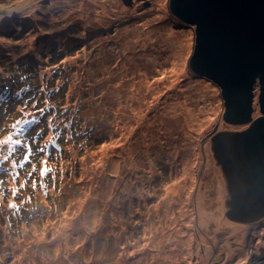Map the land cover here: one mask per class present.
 <instances>
[{
    "label": "rangeland",
    "instance_id": "obj_1",
    "mask_svg": "<svg viewBox=\"0 0 264 264\" xmlns=\"http://www.w3.org/2000/svg\"><path fill=\"white\" fill-rule=\"evenodd\" d=\"M125 1L0 0V264H249L264 247L263 225L249 247L226 218L224 101L189 68L195 29L169 0ZM190 96L193 123L165 115Z\"/></svg>",
    "mask_w": 264,
    "mask_h": 264
},
{
    "label": "water",
    "instance_id": "obj_2",
    "mask_svg": "<svg viewBox=\"0 0 264 264\" xmlns=\"http://www.w3.org/2000/svg\"><path fill=\"white\" fill-rule=\"evenodd\" d=\"M169 12L195 29L189 68L221 90L224 122L249 125L211 140L233 195L227 216L257 222L264 216V0H169ZM257 106L260 116L254 118ZM53 147L61 154L56 142ZM254 251L250 262L264 264V247Z\"/></svg>",
    "mask_w": 264,
    "mask_h": 264
},
{
    "label": "bare ground",
    "instance_id": "obj_3",
    "mask_svg": "<svg viewBox=\"0 0 264 264\" xmlns=\"http://www.w3.org/2000/svg\"><path fill=\"white\" fill-rule=\"evenodd\" d=\"M168 34H169V36L171 35V31L170 30H168ZM171 56V55H170ZM170 56H169V58L167 59L168 61L167 62H170L171 61V58H170ZM158 63H159V59H156V60H154V63L152 62V64H154V65H158ZM182 64H183V62H182ZM176 66H174V69H173V71L174 72H176V70L178 71V67H177V64H175ZM179 77H181V76H179L178 75V78ZM202 87V86H201ZM201 87L199 88V89H197V90H192V92H199L200 93V89H201ZM147 89H148V87H147ZM191 91H189V92H187L186 94H189ZM185 94V95H186ZM191 95V94H190ZM188 96V95H187ZM194 98H192V96H190L189 98H185L184 100H183V102L180 100V99H177L173 104H171L172 106H170V107H168V108H166V109H168L167 110V112H166V114L165 115H167V116H169V117H174V116H176V113H178V112H181L182 113V119H183V121H184V123H186V122H188V124H191V123H193V121L191 120V118H193V113H192V101H190L191 99H196L195 98V96H193ZM205 111H210V109H208V108H206V110ZM212 113V112H211ZM174 119V118H173ZM154 123H159V122H154ZM189 134V132H187L186 134H184V135H188ZM210 172V171H209ZM204 193V192H203ZM202 193V194H203ZM206 195V194H205ZM207 196V195H206ZM200 197V196H199ZM202 198H204V197H202ZM205 199V198H204ZM206 204V203H205ZM204 209V208H203ZM177 234H178V232H177ZM171 255H175V257H176V255H177V252L176 251H173L172 252V254ZM153 258H155V257H153ZM250 264H252L251 262H250Z\"/></svg>",
    "mask_w": 264,
    "mask_h": 264
},
{
    "label": "flooded vegetation",
    "instance_id": "obj_4",
    "mask_svg": "<svg viewBox=\"0 0 264 264\" xmlns=\"http://www.w3.org/2000/svg\"><path fill=\"white\" fill-rule=\"evenodd\" d=\"M259 109H258V106H257V108H256V110H255V113H254V118H257L256 117V112L258 111ZM258 113H259V111H258ZM223 115H224V113H223ZM259 116H260V114H259ZM222 119H223V117H222ZM223 122H224V120H223ZM224 124L226 125V130H228V131H245L248 127H249V125H247V126H237V125H230V124H227V123H225L224 122ZM218 129H219V127H218ZM218 131L219 130H217V129H215L213 132H212V137L216 134V133H218ZM220 132V131H219ZM211 137V138H212ZM210 138V139H211ZM211 141V148H212V140H210ZM212 150V152H213V157H214V159H215V161H216V163H217V165H219V168H221L220 170H221V172L223 173V175H224V178H225V181H226V183H227V192L229 193V196H230V198H231V200L228 202V209H229V211L233 208V206H232V204H230V202L232 201V199H233V195H232V192H231V190H230V188H229V182H228V178H227V176H226V171H225V169H224V167H223V165H222V163H220L218 160H217V158H216V156H215V151L213 150V148L211 149ZM228 211V212H229ZM226 218H228L230 221H232V222H237V221H235L234 219H232V218H230L229 216H227V214H226ZM237 223H240V221L239 222H237ZM241 224H243V225H245V226H247V230L248 231H252L251 233H250V235H249V237H251L252 236V234L253 233H255V234H257V232L256 231H253L254 230V228H253V226L255 225V224H259V226L261 227L262 225H264V216H262V218L261 219H259V221H250V222H245V223H241Z\"/></svg>",
    "mask_w": 264,
    "mask_h": 264
},
{
    "label": "clouds",
    "instance_id": "obj_5",
    "mask_svg": "<svg viewBox=\"0 0 264 264\" xmlns=\"http://www.w3.org/2000/svg\"><path fill=\"white\" fill-rule=\"evenodd\" d=\"M57 143V142H56ZM58 144V143H57ZM58 146H59V144H58ZM52 147H53V145H52ZM60 147V146H59ZM61 148V147H60ZM53 149L54 150H56L54 147H53ZM57 151V150H56ZM57 153H58V151H57ZM61 153H62V148H61ZM258 234V233H257ZM257 234H254V235H252V239H256L257 240V238H258V236H257V238L255 237V235H257ZM263 239H264V236L262 237ZM252 239H251V241H250V239H249V247H254L255 246V243L252 245V243H250V242H252ZM256 240H255V242H256Z\"/></svg>",
    "mask_w": 264,
    "mask_h": 264
},
{
    "label": "snow or ice",
    "instance_id": "obj_6",
    "mask_svg": "<svg viewBox=\"0 0 264 264\" xmlns=\"http://www.w3.org/2000/svg\"><path fill=\"white\" fill-rule=\"evenodd\" d=\"M23 134V129H21V135Z\"/></svg>",
    "mask_w": 264,
    "mask_h": 264
},
{
    "label": "trees",
    "instance_id": "obj_7",
    "mask_svg": "<svg viewBox=\"0 0 264 264\" xmlns=\"http://www.w3.org/2000/svg\"><path fill=\"white\" fill-rule=\"evenodd\" d=\"M55 99H57V98H55ZM58 143V142H57ZM59 144V143H58Z\"/></svg>",
    "mask_w": 264,
    "mask_h": 264
}]
</instances>
